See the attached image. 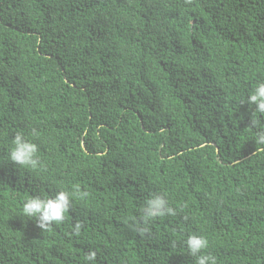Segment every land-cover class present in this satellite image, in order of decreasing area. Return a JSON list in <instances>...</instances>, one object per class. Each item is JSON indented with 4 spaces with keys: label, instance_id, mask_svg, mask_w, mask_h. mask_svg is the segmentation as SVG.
<instances>
[{
    "label": "trees",
    "instance_id": "obj_1",
    "mask_svg": "<svg viewBox=\"0 0 264 264\" xmlns=\"http://www.w3.org/2000/svg\"><path fill=\"white\" fill-rule=\"evenodd\" d=\"M260 82L264 0H0V264H194L192 234L264 264ZM18 132L37 170L7 160ZM77 187L62 223L22 215ZM153 195L176 215L138 232Z\"/></svg>",
    "mask_w": 264,
    "mask_h": 264
},
{
    "label": "clouds",
    "instance_id": "obj_2",
    "mask_svg": "<svg viewBox=\"0 0 264 264\" xmlns=\"http://www.w3.org/2000/svg\"><path fill=\"white\" fill-rule=\"evenodd\" d=\"M249 106H254L252 112L251 127L258 129L255 133L256 143L264 145V82L257 83L253 90L247 95L245 101ZM35 135V130H33ZM12 146L8 152V161L19 167L37 170L40 167V160L37 156L38 145L30 142L25 136L18 132L12 139ZM264 150V149H261ZM86 192L81 193L79 188L70 191H58L54 196L40 197L29 196L23 201L21 212L25 218L37 220V227L41 230H48L53 224H60L64 221L66 213L70 211L73 197H86ZM176 211L169 206L167 199L162 195H153L149 198L143 208L142 224L137 228L138 232H148L147 224L160 217L175 216ZM80 225L74 228L79 234ZM187 254L194 258V264H217L215 256L208 254L209 241L202 235H189L184 241ZM96 253L89 252L84 259L87 264H93Z\"/></svg>",
    "mask_w": 264,
    "mask_h": 264
}]
</instances>
